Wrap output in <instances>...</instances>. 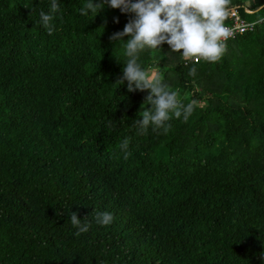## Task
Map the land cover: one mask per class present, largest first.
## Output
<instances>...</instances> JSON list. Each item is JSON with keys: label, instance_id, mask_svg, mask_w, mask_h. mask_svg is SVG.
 <instances>
[{"label": "trees", "instance_id": "obj_1", "mask_svg": "<svg viewBox=\"0 0 264 264\" xmlns=\"http://www.w3.org/2000/svg\"><path fill=\"white\" fill-rule=\"evenodd\" d=\"M85 2L59 0L50 36L51 0H0V264H264V0H229L224 25L233 9L260 23L215 62L138 52L193 106L146 135L132 123L149 90L114 85L127 57L109 40L134 14ZM72 212L92 221L79 237Z\"/></svg>", "mask_w": 264, "mask_h": 264}, {"label": "clouds", "instance_id": "obj_2", "mask_svg": "<svg viewBox=\"0 0 264 264\" xmlns=\"http://www.w3.org/2000/svg\"><path fill=\"white\" fill-rule=\"evenodd\" d=\"M228 3L229 0H86L80 7L81 16L92 13L96 17L106 7L119 9L125 15L134 14L129 16L124 30L113 33L109 40L112 44L121 42L127 57L123 63V76L114 85L119 87L127 81L129 93L149 90L141 103L142 110L137 112V119L132 123L137 135H146L149 128L154 133L167 134L172 127L169 122L172 118L179 119L183 115L184 122H187L193 110L191 103L185 106L178 101L176 91L169 92L165 90L166 85L149 79L138 63V52L146 47L157 49L166 43L169 51L181 53L185 61L194 60L195 64H199L201 60H219L224 52L223 41L231 35L230 30L224 26ZM60 6L59 0H51L49 10L39 12L37 23L50 36L57 30L53 21L57 18ZM31 12L32 9L30 15ZM114 22L119 23V19L114 18ZM125 37H128L126 42ZM195 64L189 69L190 76L196 74ZM108 126H114L112 120H109ZM129 144L130 138H125L118 145L125 160L132 155L128 151ZM90 216L101 227L114 221L113 214L108 211L93 210ZM88 218L81 221L77 213H71L70 222L77 229L74 233L76 237L89 231L92 221ZM260 257L264 260V253Z\"/></svg>", "mask_w": 264, "mask_h": 264}, {"label": "built area", "instance_id": "obj_3", "mask_svg": "<svg viewBox=\"0 0 264 264\" xmlns=\"http://www.w3.org/2000/svg\"><path fill=\"white\" fill-rule=\"evenodd\" d=\"M132 2H138V0H132ZM231 23L229 25H224L226 28H228L231 32V35L228 37L227 40L223 41L224 45L230 41L235 39L239 35H243L249 32H253L255 30L256 25H258L260 22H249L245 19H241L239 13L237 12V9H233L229 11ZM191 62L195 63L194 60H191Z\"/></svg>", "mask_w": 264, "mask_h": 264}, {"label": "rangeland", "instance_id": "obj_4", "mask_svg": "<svg viewBox=\"0 0 264 264\" xmlns=\"http://www.w3.org/2000/svg\"><path fill=\"white\" fill-rule=\"evenodd\" d=\"M148 77L153 82H156V81H159L160 80V74L158 73L157 70L150 71V73L148 74Z\"/></svg>", "mask_w": 264, "mask_h": 264}]
</instances>
